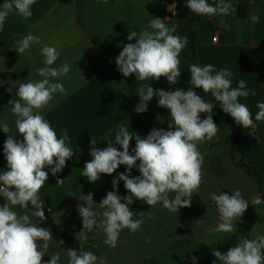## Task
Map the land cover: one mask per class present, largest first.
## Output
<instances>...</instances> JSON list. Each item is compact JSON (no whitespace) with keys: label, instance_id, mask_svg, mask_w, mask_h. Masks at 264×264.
I'll use <instances>...</instances> for the list:
<instances>
[{"label":"crops","instance_id":"obj_1","mask_svg":"<svg viewBox=\"0 0 264 264\" xmlns=\"http://www.w3.org/2000/svg\"><path fill=\"white\" fill-rule=\"evenodd\" d=\"M225 2L231 3L235 9L231 15L207 16L198 23L199 63L201 66L212 64L216 70L227 67L233 72V88L243 80L247 89L255 90V96L239 98L250 109L254 127L245 128V135L234 155L264 175V120H255L259 111L256 105L264 102V0ZM3 3L4 0H0V4ZM185 3L186 0H36L29 19L25 20L13 11L0 31V123H9L12 126L10 134L17 139L21 137L14 127L15 117L8 111V102L18 91L17 82L41 79L36 70L44 67L42 45L54 46L60 53L54 66L64 61L72 66L71 80L62 81L68 95L57 94L51 108L45 109L43 115L58 136L67 130L75 154L56 176L51 174L50 168L44 169L49 178L39 195L43 204L52 211L56 225L97 255V264L100 260H106L107 264H213V261L221 264L213 255L214 250L226 253L240 239H256L264 235V200L258 191L257 181L235 165L231 151L236 128L214 106L208 115L213 116L219 131L216 137L198 145L204 156L203 182L193 193L190 207L173 213L160 203L151 207L134 199L129 208L137 214L134 219H143L144 223L135 233L128 229L121 231L116 247L103 243L105 236L102 231L86 233L87 239L78 236L83 225L77 205L84 204L78 197L92 193L94 203L99 204L109 191L114 190L112 180L126 171V166L121 165L112 175L101 174L95 183L81 176L84 164L92 159V139L97 141V148L103 149L107 147L105 139L109 134L112 133L108 139L114 143V132L124 124L133 132L131 152L135 147V134L146 138L154 128L167 130L170 122V110L160 107L157 97L148 102L146 112L135 111L140 101L138 87L150 84L154 89L165 91L177 88L187 91L190 87L185 59L189 53L187 23L194 14ZM216 3L218 0H212L211 5ZM171 9H175L177 15L167 21L166 15ZM253 14L260 18L256 23L250 19ZM153 18L166 20L168 26L176 25L175 34L188 38V44L180 53L181 77L175 85H170L164 77L159 81L143 82L137 81L134 74L125 78L115 64L123 46L135 43V40L126 39L130 31H151L149 22ZM28 33L38 36L41 44H33L25 53L19 54L15 50V42ZM81 75L86 81L81 79ZM196 91L214 103L211 96L198 89ZM200 115L201 119L207 116L205 113ZM6 139L7 134L0 128V143H5ZM115 146L122 150L119 145ZM6 166L0 146V171ZM138 175V169L133 168L131 176ZM58 179H64L63 184H57ZM235 189L241 191L249 206L243 216L233 222L234 233L208 231L219 223L218 211L209 198L210 194L223 191L231 195V190ZM117 194H128L123 181L119 182ZM256 196L261 197V203L252 204V198ZM4 202L0 196V205ZM15 210L21 211L19 207ZM95 210L102 211L99 208ZM141 212H144L143 216L139 215ZM201 219L205 220L204 225L196 223ZM39 226L48 229L44 222ZM149 239L151 242L146 243ZM53 242L50 253L60 251L61 264H66L67 245L64 242L60 244L54 237ZM43 259L50 261L51 257L46 254Z\"/></svg>","mask_w":264,"mask_h":264},{"label":"clouds","instance_id":"obj_2","mask_svg":"<svg viewBox=\"0 0 264 264\" xmlns=\"http://www.w3.org/2000/svg\"><path fill=\"white\" fill-rule=\"evenodd\" d=\"M35 3L36 0H4L0 4V31L13 11L25 20L29 19ZM185 6L197 16H228L235 11L233 5L225 0H218L215 5L209 4L208 0H186ZM250 19L256 23L260 18L253 14ZM165 21L153 18L149 22L151 31H130L126 39L135 40V43L125 44L115 59L123 77L134 74L139 82L159 81L164 77L170 85L178 83L181 77L180 53L188 44V38L176 35L177 26H168ZM15 43V50L23 54L33 44H41V40L28 33ZM41 54L44 67L36 70V75L41 79L17 82L18 91L8 102V111L15 117L14 127L21 139L10 134L12 126L9 123H0V128L7 134L3 145L7 166L0 171V196L5 200L0 205V264H61V252L50 253L54 243L51 229L39 226L45 221L44 204L39 193L49 178V173L44 169L50 168L51 174L56 176L75 153L70 146L71 137L67 130L58 136L45 119L43 111L51 108L57 94L68 95L62 81L71 80L69 73L72 66L68 61L54 66L60 57L54 46L43 44ZM188 70L190 87L187 91L180 88L168 91L154 89L150 84H141L137 89L140 101L135 111L146 112L148 102L157 97L158 105L170 110L167 130L154 128L146 138L135 134V147L131 152L133 132L124 124H120L114 132V143L108 139L112 133L109 134L105 139L108 141L107 147L103 149L97 148V141L92 139V159L84 164L81 176L95 183L101 174L112 175L121 165L126 166V171L112 180L114 190L109 191L99 204L94 203L92 193L78 197L84 202L77 205L83 225L78 233L81 239H87L88 232L102 231L105 236L103 243L116 247L121 231L128 229L132 233L137 232L144 220L134 219L137 214L129 208L134 199L144 201L151 207L160 203L173 213L191 206L193 193L199 190L203 182L204 156L198 145L216 137L219 131L213 116L208 115L213 112L215 104L203 98L196 89L210 93L237 125L254 127L250 109L239 100L256 95L255 90L247 89L245 81H238V86L233 88V72L227 67L216 70L212 64H192ZM81 79L85 80L82 75ZM256 107L259 111L255 120H264V102H258ZM201 113L207 114L206 118L201 119ZM133 168H137L140 175L131 176ZM120 181H123L128 192L125 196L117 194ZM63 182L64 179H58L57 184ZM209 198L218 211L219 223L208 231L234 233L233 222L243 216L249 201L239 189L231 190V195L223 191L211 193ZM259 203L260 196L252 198V204ZM29 206L32 209L30 214L27 211ZM94 206L102 211H96ZM17 207L21 211H16ZM143 214L139 213L140 216ZM33 217L36 219L33 220ZM148 218H152L150 214ZM196 223L204 225L205 220ZM150 242V239L146 240V243ZM46 254L51 257L50 261H44ZM66 254V264L98 262L97 255L83 250V245L79 251L76 248L66 250ZM213 255L221 264H264V235L256 239H240L226 253L214 250ZM192 259L195 262L196 258ZM99 264L107 262L100 260ZM213 264L216 262L213 261Z\"/></svg>","mask_w":264,"mask_h":264},{"label":"trees","instance_id":"obj_3","mask_svg":"<svg viewBox=\"0 0 264 264\" xmlns=\"http://www.w3.org/2000/svg\"><path fill=\"white\" fill-rule=\"evenodd\" d=\"M208 3L211 4L212 0H208ZM207 16H197L193 15L191 19L187 23V29L189 32V53L185 59V68L187 72L189 73V65L192 64H199V54H198V47H197V41H198V36H199V27L198 23L199 21ZM190 74V73H189ZM201 91L203 94L207 96H211L210 93H204L202 89H198ZM213 101L214 98L212 97ZM216 109L221 113L227 122L234 126L236 128V134H235V139L234 143L232 146V151H231V156L233 158V161L235 165L242 169L245 173H247L249 176L253 177L256 179L257 184H258V191L261 194L263 200H264V175L261 174L256 168L253 166H250L249 164L245 163L244 161H239L236 159L234 155V150L237 148L239 145V142L245 135V128H243L240 125H237L234 121V119L231 117L230 114L225 113L222 108L220 107L219 103L214 101ZM4 143H0V146L3 148ZM28 211H32L31 206H29ZM44 211H45V225L51 229L53 237L55 238L56 241H63L68 249H74L76 248L78 251L81 250V244L75 240L72 236L61 230L56 223L54 222L52 218V211L49 210L45 205H44ZM83 250H87L85 247H83ZM88 251V250H87Z\"/></svg>","mask_w":264,"mask_h":264},{"label":"built area","instance_id":"obj_4","mask_svg":"<svg viewBox=\"0 0 264 264\" xmlns=\"http://www.w3.org/2000/svg\"><path fill=\"white\" fill-rule=\"evenodd\" d=\"M177 15V12H176V10L174 9H171V10H169V12L167 13V15H166V20L167 21H170L172 18H174L175 16Z\"/></svg>","mask_w":264,"mask_h":264}]
</instances>
